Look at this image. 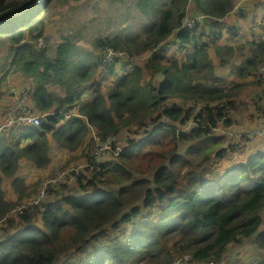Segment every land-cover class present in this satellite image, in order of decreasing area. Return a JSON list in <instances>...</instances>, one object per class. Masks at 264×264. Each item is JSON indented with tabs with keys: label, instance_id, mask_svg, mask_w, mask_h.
Listing matches in <instances>:
<instances>
[{
	"label": "trees",
	"instance_id": "1",
	"mask_svg": "<svg viewBox=\"0 0 264 264\" xmlns=\"http://www.w3.org/2000/svg\"><path fill=\"white\" fill-rule=\"evenodd\" d=\"M32 1L0 0V42L10 44L2 68L12 67L14 84L25 86L13 99L6 75L0 78V124L17 103L24 106L16 114L28 107L47 113L39 125L0 133V264H171L173 252L199 263L220 259L230 244L252 236L264 249V133L244 159L219 167L254 141L251 128H264V33L254 28L237 42L238 30L229 27L233 35L221 43L220 19L235 0H138L152 18L145 36L100 37L85 60L70 38L51 53L46 18L37 13L52 0L29 7ZM194 14L203 21L186 24ZM250 17L256 20L254 11ZM107 46L124 54L107 61ZM211 49L221 66L239 55L241 81L226 83ZM248 90L249 100H242ZM199 104L205 110H196ZM92 125L101 140L117 138L98 161L101 169L86 166L71 184L53 185L40 204L15 210L42 184L30 186L18 175L21 160L49 168L58 145L70 153L61 170L88 161ZM227 126L245 132L233 141L216 130ZM6 178L15 199L7 196Z\"/></svg>",
	"mask_w": 264,
	"mask_h": 264
},
{
	"label": "rangeland",
	"instance_id": "2",
	"mask_svg": "<svg viewBox=\"0 0 264 264\" xmlns=\"http://www.w3.org/2000/svg\"><path fill=\"white\" fill-rule=\"evenodd\" d=\"M38 1L39 0H33L29 4V7L34 5L35 2ZM137 2L138 0H67L62 3L61 0H52L48 5H43L41 7L42 10H39V12L37 13V17L41 15L46 18L48 25L47 35L50 38L48 41V45L50 46L51 53H54L52 51L53 46L57 45L64 39L70 38L78 44L80 50V59L85 60L84 57L87 56V54L94 53V44L100 37L108 36L117 40H123L125 38L135 39V37L139 35L145 36V33H143V29L151 21L152 18L151 16H146L140 11L137 6ZM167 2L173 5V0H167ZM260 3L261 0H252L247 7H259ZM243 10L244 9L238 11V15L240 17L239 21H241L240 23L236 21H230L229 23L230 27H235V29L238 30L240 37L236 39L237 42H240L243 36H249L252 29L254 31L256 29L264 33V22H261L262 20L264 21V10L262 8L259 10H254L256 14V20L254 18L251 20L250 13L243 12ZM258 11L260 12L256 13ZM20 13H22V11L13 14L17 15ZM229 31H224L225 33L221 41L222 44H226L229 41L230 35H233V33ZM211 34H214V32L212 31ZM9 47L10 44L8 42H0V68H2V66H5L4 62L8 57ZM175 47L176 46L169 47L168 52L166 50L165 51L169 55H171L172 53H174L176 49ZM210 54L211 57L216 60V69L218 70V72H221L223 74L227 84L241 81V79L236 75V65H234V63L239 62V55H236L234 58H232L226 66H221L220 59L213 49L210 50ZM95 56L97 57V55H94L93 57ZM10 59H12V56L10 57ZM7 70H9L8 73H5ZM12 70L13 68L9 66L0 69V78H3V76L6 75L2 80L4 86L7 80L8 84L15 83L14 75L11 73ZM146 75H148L147 72ZM249 94L250 90L246 91L242 95L241 99L249 100ZM28 103L29 102H27V105ZM28 109L31 111H36V109L33 107H28ZM76 111H78L77 107L72 109L71 113H74ZM76 114L78 115V113ZM242 120L245 123L248 120L247 123L251 125L254 124L247 118V116ZM191 126L192 125L187 122L183 129H189ZM90 128L91 130H89V135L95 137L96 127L92 125ZM251 129L254 130V128ZM16 130L17 129H15V132H18ZM257 138H255L253 142L247 143L240 152L224 159L222 161L223 164L219 167L224 169L228 167V165H230L232 162L244 159L253 151V149H255L259 145L263 137ZM56 148L60 147L57 145L56 147L52 146L51 148L50 156L52 158V165L49 168H38L28 161L21 160L20 168L18 171L19 176L24 177L30 186L32 185V181L35 182L38 179L42 180V184L38 187L36 193L48 180L49 177L53 178L54 176H56L55 173L61 170L59 168L60 165L64 164L65 160L69 159V152L57 150ZM87 162L88 161L85 160V157H82L80 159L73 160L72 165L84 166V164H86ZM52 168H55L54 172H52ZM63 171L66 170H61V173ZM88 173L91 174V172ZM5 186L7 188L8 198L15 199L17 197V193L12 188L9 178H6ZM36 193H34L33 195H35ZM30 203H33L32 195L25 199L23 203L18 204L15 209L20 205H23V207H25V205ZM36 223L39 224L40 222ZM238 247L244 248L243 251H239L238 255L240 256V258L247 260L250 264H256L259 260L264 259V249H260L256 246V244L254 243V236L244 238Z\"/></svg>",
	"mask_w": 264,
	"mask_h": 264
},
{
	"label": "built area",
	"instance_id": "3",
	"mask_svg": "<svg viewBox=\"0 0 264 264\" xmlns=\"http://www.w3.org/2000/svg\"><path fill=\"white\" fill-rule=\"evenodd\" d=\"M248 0H238V3L247 2ZM203 15L201 14H194V15H188L185 17L184 22H188L186 24L190 26H194L197 22L203 21ZM221 22L224 21V18L220 19ZM223 24V23H222ZM39 44L40 46H45L46 42L44 38H39ZM106 56L105 59L107 61H114L116 59H120L122 55L124 54L119 49H116L111 46L106 47ZM259 78L264 82V61L259 66ZM8 94L11 96V98L16 99L21 97L22 92L25 90V86H17L15 84H8ZM226 103V102H225ZM223 105V104H221ZM23 103H17L12 105V112L7 115L3 120V122L0 124V130H5V132H9L11 130L15 129H22L25 126L30 125H39L41 124L47 116V113H40L37 110L31 111L27 108L24 112H21L19 114L15 113V109L19 110L21 107H23ZM203 108V104H199L195 106L196 110H205ZM190 125H193L194 123L191 121L189 122ZM221 130L226 135L230 136L233 141L236 138L241 137L245 131H236L233 126H227L222 128L216 129ZM253 129H250L248 132V136L252 139H255L259 136H262L264 133V128L256 127ZM95 139V149L91 153V159L88 160L84 166L82 165H76L72 168L65 169L66 171H63L61 173V170L56 172V176L53 178L49 177L48 180L41 186L39 191L32 195L33 203L40 204L42 201H44L48 194L51 192V187L55 184H62V183H68L71 184L74 180H76L77 175L84 170L85 166H89L92 170H100L101 166L98 164V161L105 158V155L108 150L112 149L114 147V144L117 141V138L114 135H108L104 140H101L98 136L94 137ZM96 158L97 163L94 162V159ZM64 170V169H63ZM23 205H20L18 208H14L15 210H22ZM193 255L192 254H175L173 256V259L171 261V264H248L245 261L239 259V258H230L228 256H222V258L219 261H211V262H202V263H196L193 261Z\"/></svg>",
	"mask_w": 264,
	"mask_h": 264
},
{
	"label": "clouds",
	"instance_id": "4",
	"mask_svg": "<svg viewBox=\"0 0 264 264\" xmlns=\"http://www.w3.org/2000/svg\"><path fill=\"white\" fill-rule=\"evenodd\" d=\"M250 1H252V0H248L247 2H242V3H238L237 2V0H235V2H234V7H233V9L231 10V14L229 15V16H227V17H224V21H223V23L225 24H222V26H224L223 27V30L224 31H228V28L230 27L229 26V23H230V21H232V16H235V18H240L239 17V15H238V11L239 10H241V9H244L243 10V12H246V11H248V10H246V4H248ZM261 2L262 3H264V0H261ZM254 14H255V12H254ZM256 15V14H255ZM236 21V20H235ZM21 130V129H20ZM19 129H17L16 131H20ZM15 131V130H14ZM0 132H5V130H0ZM73 166V165H72ZM75 166V165H74ZM56 185V184H55ZM61 185V184H60ZM52 188V187H51ZM229 248H230V246H229ZM173 256H174V252H173V254H172V258L171 259H173ZM222 256H228V257H230V258H239V259H241V260H243V261H245L246 263H248V264H250L247 260H245V259H242V258H240V257H237V256H231V255H229V249H228V252L226 253V254H224V255H222ZM222 256H221V258H222ZM220 258V259H221ZM220 259H218V260H216V261H219ZM203 262H207V261H203ZM208 262H211V261H208ZM199 263H202V262H199Z\"/></svg>",
	"mask_w": 264,
	"mask_h": 264
},
{
	"label": "crops",
	"instance_id": "5",
	"mask_svg": "<svg viewBox=\"0 0 264 264\" xmlns=\"http://www.w3.org/2000/svg\"><path fill=\"white\" fill-rule=\"evenodd\" d=\"M250 4V2L248 3V4H246V10H248V11H246V13H253V11L255 10V9H263L264 10V3H260V5H259V7H253V6H251V7H247L248 5ZM260 11H258V12H256V13H259ZM232 18V21L233 22H235V20H236V22H238V23H240L241 21H239L240 20V18H235V16H232L231 17ZM241 243H233V244H230L229 246H230V248H229V255H231V256H239L238 254H239V251H243L244 250V248L242 247V248H239L238 246L240 245ZM241 255V254H240ZM240 257V256H239Z\"/></svg>",
	"mask_w": 264,
	"mask_h": 264
},
{
	"label": "water",
	"instance_id": "6",
	"mask_svg": "<svg viewBox=\"0 0 264 264\" xmlns=\"http://www.w3.org/2000/svg\"><path fill=\"white\" fill-rule=\"evenodd\" d=\"M35 1H37V0H35ZM163 77H164V74H163L162 72H160V73H158V74L156 75V79H157V80L162 79Z\"/></svg>",
	"mask_w": 264,
	"mask_h": 264
}]
</instances>
